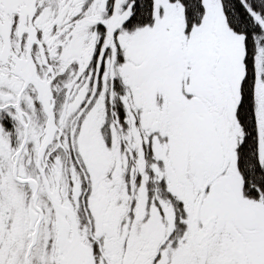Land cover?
I'll return each mask as SVG.
<instances>
[{"label":"snow or ice","instance_id":"snow-or-ice-1","mask_svg":"<svg viewBox=\"0 0 264 264\" xmlns=\"http://www.w3.org/2000/svg\"><path fill=\"white\" fill-rule=\"evenodd\" d=\"M0 264H264V0H0Z\"/></svg>","mask_w":264,"mask_h":264}]
</instances>
